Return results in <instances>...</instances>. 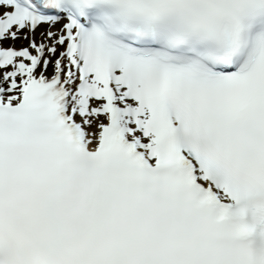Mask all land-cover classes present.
Returning <instances> with one entry per match:
<instances>
[{
  "label": "snow or ice",
  "instance_id": "1",
  "mask_svg": "<svg viewBox=\"0 0 264 264\" xmlns=\"http://www.w3.org/2000/svg\"><path fill=\"white\" fill-rule=\"evenodd\" d=\"M0 264H264V0H0Z\"/></svg>",
  "mask_w": 264,
  "mask_h": 264
}]
</instances>
